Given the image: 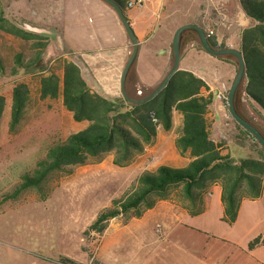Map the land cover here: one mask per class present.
Wrapping results in <instances>:
<instances>
[{
  "label": "crops",
  "instance_id": "obj_1",
  "mask_svg": "<svg viewBox=\"0 0 264 264\" xmlns=\"http://www.w3.org/2000/svg\"><path fill=\"white\" fill-rule=\"evenodd\" d=\"M61 6L65 54L54 52L51 38L59 23L57 0H46V6L40 8L36 18L40 20L36 24L37 32H46L45 36L52 42L48 47L50 55H58L53 62L59 58L73 61L82 69L93 92L105 97H122L121 78L133 53V44L116 11L104 0H62ZM71 12L86 14L84 19L92 25L93 33L89 38L94 42L92 53L77 49L85 29ZM124 12L140 45L136 63L129 74L130 94L151 92L168 76L174 64L173 40L180 27L196 24L206 33L214 31L215 46L221 43V49L241 51L243 31L254 26L244 12L241 0H147L143 8ZM238 70L235 57L214 56L203 48L194 31L185 33L179 71L193 73L208 85L206 95H213V105L207 114L211 137L216 144H224L227 149L224 154L231 155L232 147L237 146L238 130L228 102L220 100L218 95L229 97ZM236 105L241 115L264 130V110L246 93V79ZM79 124L84 130L88 127L86 122ZM182 126L183 115L174 111L173 130L165 132L159 128L157 142L147 147V151L152 148L157 158L163 159L161 166L185 168L191 163L190 154L181 156L176 148ZM250 157L257 158L253 153ZM232 158L235 161L245 159L236 160L233 155ZM215 189H220L222 201V186L215 184L200 195L198 205L204 211L199 215L188 201L172 196L142 217H117L110 221L109 226L117 224V264H264V247L254 251L248 249L251 241L264 236L263 230L244 235L237 230L238 219L229 225L223 217L203 221L208 207L201 202L202 198ZM189 219L192 220L188 223ZM90 264L101 263L91 261Z\"/></svg>",
  "mask_w": 264,
  "mask_h": 264
},
{
  "label": "trees",
  "instance_id": "obj_2",
  "mask_svg": "<svg viewBox=\"0 0 264 264\" xmlns=\"http://www.w3.org/2000/svg\"><path fill=\"white\" fill-rule=\"evenodd\" d=\"M124 11L128 0H113ZM247 16L254 26L242 33L241 51L244 54L246 93L264 110V0H241ZM9 36L21 40L29 50L37 51L36 57L25 63L26 55H15L13 75L26 70L42 59L50 41L43 34L19 27L0 8V38ZM211 44L215 47L213 40ZM230 57V56H229ZM0 70L3 61L0 55ZM48 75H42L39 94L42 100L62 97L64 107L75 122L88 123V127L70 135L65 141L52 145L33 171L26 172L14 193L7 199H16L29 190L42 191L48 179L55 173H65L74 166L87 165L91 159L104 154L115 155L117 167L130 165L136 155L157 138L159 128L170 132L174 127V111L183 115V126L176 140V148L185 156L190 154L191 163L185 168L160 166L156 171H145L133 191L125 199L115 200L114 207L103 211L91 229L104 234L109 221L117 217H142L161 201L172 198L173 191L180 189L179 196L188 201L199 215L204 208L198 205L200 195L215 184L222 186L223 221L236 223L245 199L257 200L264 189V149L256 138L232 117L238 134L235 142L257 153L235 161L224 144H216L207 119L213 105V95L204 80L193 73L178 71L169 85L153 101L144 105L128 103L123 96L111 98L99 95L91 89L82 69L73 61L59 58L49 66ZM61 73V74H60ZM155 90V89H154ZM153 90V91H154ZM151 91L150 93H152ZM31 99V89L19 83L12 90L10 131L15 132L24 119ZM6 109V99L0 96V125ZM155 117L159 123L153 122ZM264 247V236L250 242L248 249Z\"/></svg>",
  "mask_w": 264,
  "mask_h": 264
},
{
  "label": "rangeland",
  "instance_id": "obj_3",
  "mask_svg": "<svg viewBox=\"0 0 264 264\" xmlns=\"http://www.w3.org/2000/svg\"><path fill=\"white\" fill-rule=\"evenodd\" d=\"M61 4L62 0H57L59 23L51 35L54 52L58 55L67 53L62 35ZM42 6H46V0H0V8L10 20L35 33H38L36 24L40 20L36 18ZM77 13L71 12V15L79 18L85 29L77 49L92 53L94 42L89 39L93 33L92 25L84 19L86 14ZM40 33L46 35V32ZM18 52L26 55V64L37 54L21 40L9 36L0 38L3 61L0 96L6 99L0 125V264H90L91 261L117 264V224L109 226L104 234L93 231L91 226L103 211L114 207L115 200L125 199L133 191L145 171H156L164 161L157 158L152 148L136 155L126 167L114 164L113 153L104 154L91 159L87 165L53 174L42 191L29 190L16 199L4 201L6 196L14 193L22 175L33 171L52 145L84 130L64 107L62 97L57 100L40 98V77L48 75L47 70L58 55H50L47 48L33 67L13 75ZM19 83H28L31 99L23 121L15 132H11L12 90ZM262 114L264 117V111ZM176 122H179L178 118ZM235 145L232 155L236 160L252 155L246 147ZM253 154L258 157L257 153ZM179 192L180 189L173 191L174 199H180ZM220 192L215 189L202 198L201 202L208 207L203 221L224 217ZM228 225H224L225 228ZM236 226L244 235L254 230L264 231V191L258 200L242 201Z\"/></svg>",
  "mask_w": 264,
  "mask_h": 264
},
{
  "label": "water",
  "instance_id": "obj_4",
  "mask_svg": "<svg viewBox=\"0 0 264 264\" xmlns=\"http://www.w3.org/2000/svg\"><path fill=\"white\" fill-rule=\"evenodd\" d=\"M107 4H109L113 9L116 11L117 15L119 16L122 24L124 25L131 42L133 44V53L124 69V72L122 74L121 78V93L123 98L130 104L134 105H144L151 101H153L157 96H159L162 91L169 85L173 77L176 75V73L179 71L180 61H181V52H182V46L184 41V35L187 31H194L197 36L199 37V40L203 46V48L210 54L218 57H225V56H232L235 57L238 60L239 63V70L237 77L233 83V86L230 90L229 97H228V107L230 115L237 121L238 124H240L243 128L248 130L255 138L256 140L261 144V146L264 149V133L253 123H251L249 120H247L241 113L239 112L236 100L239 94V91L241 90V87L243 85V82L246 77L247 73V65L246 60L244 57V54L242 51L233 49V48H226V49H216L212 44L210 39L207 36V33L203 28L196 24H187L182 27H180L174 36L173 40V49H174V64L173 67L168 74V76L164 79V81L147 97L143 99H135L131 97L129 90H128V83H129V74L131 72V69L136 63L140 45L138 37L136 36L128 17L126 16L124 10L113 0H104Z\"/></svg>",
  "mask_w": 264,
  "mask_h": 264
},
{
  "label": "built area",
  "instance_id": "obj_5",
  "mask_svg": "<svg viewBox=\"0 0 264 264\" xmlns=\"http://www.w3.org/2000/svg\"><path fill=\"white\" fill-rule=\"evenodd\" d=\"M146 2H147V0H128L127 1V8L128 9H141V8H143L146 5ZM207 36H208V38L210 40H213L214 37H215V32L214 31H209L207 33ZM221 47H222L221 43H217L216 46H215V48L218 49V50H220ZM218 98L220 100H226V102H228V98H226L223 94H219ZM153 122L156 123V124L159 123V121L155 117H153Z\"/></svg>",
  "mask_w": 264,
  "mask_h": 264
},
{
  "label": "flooded vegetation",
  "instance_id": "obj_6",
  "mask_svg": "<svg viewBox=\"0 0 264 264\" xmlns=\"http://www.w3.org/2000/svg\"><path fill=\"white\" fill-rule=\"evenodd\" d=\"M149 94H150V92H144V93L140 92L139 94L138 93L137 94L131 93L130 95H131V97H133L135 99H143V98L147 97ZM254 125L257 126L256 124H254ZM259 129L264 133L263 129H261V128H259Z\"/></svg>",
  "mask_w": 264,
  "mask_h": 264
}]
</instances>
